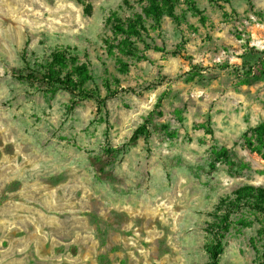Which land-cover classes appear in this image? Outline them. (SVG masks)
<instances>
[{
    "label": "rangeland",
    "instance_id": "rangeland-1",
    "mask_svg": "<svg viewBox=\"0 0 264 264\" xmlns=\"http://www.w3.org/2000/svg\"><path fill=\"white\" fill-rule=\"evenodd\" d=\"M122 4L0 0V264H210L207 223L219 198L264 184V158L242 137L264 120V76H238L263 55L264 0H231L228 16L200 0L209 21L190 18L196 31L166 17L155 42L182 43L181 54L147 50L126 74L104 44L105 18L127 14ZM57 45L89 62L102 96L106 76L123 90L99 108L12 74ZM146 117L147 136L131 141ZM219 147L247 167L214 163ZM256 227L231 228L218 264H256Z\"/></svg>",
    "mask_w": 264,
    "mask_h": 264
},
{
    "label": "trees",
    "instance_id": "trees-1",
    "mask_svg": "<svg viewBox=\"0 0 264 264\" xmlns=\"http://www.w3.org/2000/svg\"><path fill=\"white\" fill-rule=\"evenodd\" d=\"M209 1L221 10L223 15L228 16L224 8L231 0ZM121 8H126L128 13L121 14L117 10H111L107 14L105 25L109 33L104 37L106 54L114 59L116 70L120 74L128 73L131 65L148 60L146 51L150 49L173 56L181 54V50L184 49L182 43L169 49L155 42L153 34L160 32L166 17L180 29L185 26L192 31H196L198 27L190 18L196 17L197 22L202 26H207L209 21L206 10L200 5V0H123ZM257 50L255 47H250L247 52L254 54L258 52ZM260 52L263 55L257 57L252 65L248 61L242 62L238 73L241 84H249L255 77L264 76V51ZM12 72L17 79L44 84L47 92L51 94L61 89L67 91L76 102L93 99L99 108L103 107L105 100L123 90L120 88L118 78L106 76L101 81V86L105 90V95L102 96L89 62L82 59L77 49L70 45H57L41 61L35 62L26 70L15 69ZM191 73L193 76L200 74L196 65L192 67ZM161 98L158 97L155 107H160ZM158 113L160 114V111ZM175 114L181 119L178 110ZM149 119L146 117L135 129L131 141H134L138 134L147 136L146 124ZM242 137L243 144L250 151L264 158V120L246 130ZM107 151L112 153L115 150L109 148ZM211 152L214 163L226 162L230 166H237L238 169L247 167L245 163L233 159V152L227 147L213 148ZM210 216L211 220L207 223L209 236L206 243L210 264H218L224 239L231 228L253 225H257L256 234L250 237L249 242L256 251V264H263L264 184H243L225 194L219 198Z\"/></svg>",
    "mask_w": 264,
    "mask_h": 264
}]
</instances>
